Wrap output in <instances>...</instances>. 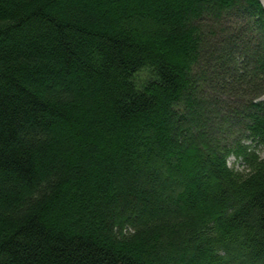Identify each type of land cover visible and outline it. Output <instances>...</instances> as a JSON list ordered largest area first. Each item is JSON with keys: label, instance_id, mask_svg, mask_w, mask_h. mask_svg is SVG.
Listing matches in <instances>:
<instances>
[{"label": "trees", "instance_id": "16d2710c", "mask_svg": "<svg viewBox=\"0 0 264 264\" xmlns=\"http://www.w3.org/2000/svg\"><path fill=\"white\" fill-rule=\"evenodd\" d=\"M262 97L260 0H0V264H264Z\"/></svg>", "mask_w": 264, "mask_h": 264}, {"label": "rangeland", "instance_id": "374dc122", "mask_svg": "<svg viewBox=\"0 0 264 264\" xmlns=\"http://www.w3.org/2000/svg\"><path fill=\"white\" fill-rule=\"evenodd\" d=\"M261 1V3H262V5H263V7H264V0H260ZM154 77H153V75H152V73H151V71L149 70V69H146V68H144L142 71H140L136 76H135V78H134V80H135V82H136V84H138V85H140V84H142V83H144V82H146V81H150V80H152ZM261 100H264V97H262V99ZM214 105H211V104H207L204 108V110H211L212 109V107H213ZM214 111V110H213ZM207 112V111H206ZM205 111H200L199 113H198V115H199V118L201 119V120H199L198 121V123H200L199 124V126H200V129H202V131L203 132H214V131H217V133H222L223 132V130L224 129H227L228 127L226 126V127H220V126H218L216 123H214V125H215V127L213 126V127H211L208 123H207V121L204 119L205 117V115H207V113H206ZM214 116V113H212V112H210V113H208V117L206 118V119H208L209 118V116ZM229 125H231V123L229 124ZM232 127V126H231ZM223 135V134H222ZM228 165L229 166H231V167H235V168H237V169H241V167L239 166V165H237L236 163H234V159L232 158V157H230L229 159H228Z\"/></svg>", "mask_w": 264, "mask_h": 264}]
</instances>
